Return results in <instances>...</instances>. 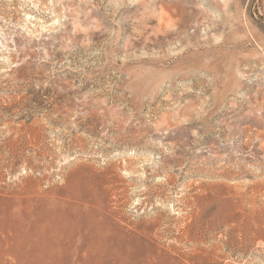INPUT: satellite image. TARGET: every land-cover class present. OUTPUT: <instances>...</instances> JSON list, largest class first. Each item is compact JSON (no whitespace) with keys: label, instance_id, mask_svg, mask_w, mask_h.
I'll return each instance as SVG.
<instances>
[{"label":"rangeland","instance_id":"374dc122","mask_svg":"<svg viewBox=\"0 0 264 264\" xmlns=\"http://www.w3.org/2000/svg\"><path fill=\"white\" fill-rule=\"evenodd\" d=\"M0 264H264V0H0Z\"/></svg>","mask_w":264,"mask_h":264},{"label":"bare ground","instance_id":"6f19581e","mask_svg":"<svg viewBox=\"0 0 264 264\" xmlns=\"http://www.w3.org/2000/svg\"><path fill=\"white\" fill-rule=\"evenodd\" d=\"M235 209V208H234ZM231 212V211H230ZM232 215V214H231ZM228 216H230V215H228ZM232 218V217H231ZM234 218V217H233ZM234 219H236V218H234ZM233 220V219H232Z\"/></svg>","mask_w":264,"mask_h":264}]
</instances>
